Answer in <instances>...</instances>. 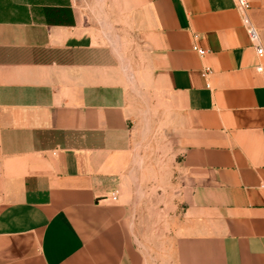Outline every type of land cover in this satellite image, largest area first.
Returning a JSON list of instances; mask_svg holds the SVG:
<instances>
[{"label":"crops","instance_id":"0c3cea01","mask_svg":"<svg viewBox=\"0 0 264 264\" xmlns=\"http://www.w3.org/2000/svg\"><path fill=\"white\" fill-rule=\"evenodd\" d=\"M249 1L0 0V264H264Z\"/></svg>","mask_w":264,"mask_h":264},{"label":"built area","instance_id":"2783aa9c","mask_svg":"<svg viewBox=\"0 0 264 264\" xmlns=\"http://www.w3.org/2000/svg\"><path fill=\"white\" fill-rule=\"evenodd\" d=\"M238 1V8L240 9V11L243 14V23L249 33V36L251 38V40L254 43H258L259 42V33L257 28L255 27V25L253 24L251 17L249 15V11L251 9V3L249 0H237ZM198 37V35L196 36ZM194 50H196L201 56H204L208 53V50L199 46L198 44H195L193 46ZM257 53L258 55L262 56L264 54V47L261 45L257 46ZM259 70L263 69V66L260 65L258 67ZM212 73V69L210 67H206L203 71H202V75L204 77H207L208 75H210ZM207 86H210V84L208 83ZM118 195L113 194V199L117 200Z\"/></svg>","mask_w":264,"mask_h":264},{"label":"rangeland","instance_id":"374dc122","mask_svg":"<svg viewBox=\"0 0 264 264\" xmlns=\"http://www.w3.org/2000/svg\"><path fill=\"white\" fill-rule=\"evenodd\" d=\"M89 8L91 10H94L96 12H99V3H92V4L89 5ZM93 22L96 24L97 27H99V20L98 19H95ZM103 23L105 24V27L107 29L109 27L111 29V22H110V20H104ZM112 34H113V36H111L112 40L114 39V43H118V45H119V47L121 49V52H122L123 51L122 50V40L120 39V37H115L116 36V35H114L115 32H113ZM124 60H125L124 61V65H126V67L128 68V76L131 77L133 75L132 68L129 67V61H128V59L126 57L124 58Z\"/></svg>","mask_w":264,"mask_h":264}]
</instances>
